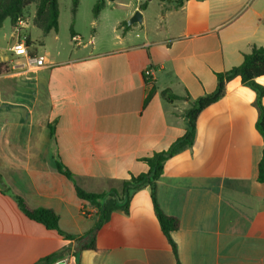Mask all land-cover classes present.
Returning a JSON list of instances; mask_svg holds the SVG:
<instances>
[{
	"label": "crops",
	"instance_id": "0c3cea01",
	"mask_svg": "<svg viewBox=\"0 0 264 264\" xmlns=\"http://www.w3.org/2000/svg\"><path fill=\"white\" fill-rule=\"evenodd\" d=\"M104 1L87 42L74 28L71 47L58 30L22 31L27 53L45 58L36 72L9 52L12 29L0 54V264H36L63 250L54 264H76L74 241L29 220L10 194L54 211L63 231L82 235L94 208L56 163L90 193L145 173L140 159L184 134L185 110L215 90L216 74L238 66L252 46L264 47V0H107L108 9ZM135 11L141 22L127 25ZM257 83L264 87V76ZM165 91L180 99L164 98ZM254 100L239 78L228 82L199 114L193 146L165 162L156 198L179 221L171 234L176 256L145 186L128 214H111L96 251L82 252L78 263L264 264L263 141Z\"/></svg>",
	"mask_w": 264,
	"mask_h": 264
},
{
	"label": "trees",
	"instance_id": "16d2710c",
	"mask_svg": "<svg viewBox=\"0 0 264 264\" xmlns=\"http://www.w3.org/2000/svg\"><path fill=\"white\" fill-rule=\"evenodd\" d=\"M113 1V0H109ZM163 1V0H161ZM182 0L175 4L181 5ZM78 0H73L71 16L75 18ZM34 6L32 25L41 31L43 35L50 32H57L59 26V8L57 0H0V29L5 20H9L11 26L15 25L18 19L24 17L28 7ZM145 4L140 5L143 9ZM105 7V1H97L92 9V17L96 20L100 12ZM72 35V27L70 28ZM4 64H0V73ZM264 76V47L252 46L249 53L243 54L242 61L238 66H234L224 72L216 74L217 85L213 92L207 93L194 100L191 106L185 110L183 117L186 123L184 134L176 139L166 150L153 152L143 157L140 161L147 165V171L137 176L129 174L128 178L123 180L119 188H112L102 193H90L79 187L69 171L60 163H56L57 171L70 180L73 184L76 196L90 204L94 209L93 224L82 235H73L63 231L59 226V217L57 214L46 208H30L25 201L17 195L10 194L15 201L20 212L29 220L43 225L48 230H54L66 240H72L75 243L73 256L78 263L80 254L84 251H96V236L100 228L110 219L115 211H122L128 214L129 205L133 194L141 188L147 186L150 191V199L155 217L160 229L172 248L176 256V247L171 238V234L179 228L178 219L165 215L159 208L156 198V182L163 173V167L167 160L180 152L189 149L195 141V126L199 114L210 105L219 101L225 94V88L228 82L234 78H239L241 85L251 89L255 93L254 106L257 110L255 129L260 134L263 141L261 159L257 166V181L264 183V87L257 83V79ZM166 99L177 100L180 97L170 95L167 91L162 93ZM1 186V185H0ZM3 190V193H6ZM66 254V250L51 254L40 259L36 264H54L61 260Z\"/></svg>",
	"mask_w": 264,
	"mask_h": 264
},
{
	"label": "rangeland",
	"instance_id": "374dc122",
	"mask_svg": "<svg viewBox=\"0 0 264 264\" xmlns=\"http://www.w3.org/2000/svg\"><path fill=\"white\" fill-rule=\"evenodd\" d=\"M99 0H78L75 18L72 19L71 9L73 0H57L59 8V36L63 39L64 44L68 47L74 46L70 41V28H74L76 32L84 37V42L89 40L93 26H91L92 9L94 4ZM107 1V0H106ZM121 1V0H120ZM107 9L110 4L107 1ZM34 14V6L26 9L23 19L27 22V27L32 25V17ZM127 23V22H126ZM11 24L7 19L3 23L2 30L0 31V54L4 53V49L8 43H11L9 33L11 32ZM35 37V36H33ZM33 45L39 47L37 41H33ZM120 187V186H119ZM118 187V188H119ZM94 218V217H91Z\"/></svg>",
	"mask_w": 264,
	"mask_h": 264
},
{
	"label": "built area",
	"instance_id": "2783aa9c",
	"mask_svg": "<svg viewBox=\"0 0 264 264\" xmlns=\"http://www.w3.org/2000/svg\"><path fill=\"white\" fill-rule=\"evenodd\" d=\"M26 26L27 22L23 18L18 19L15 25L12 26L13 36H17V40L12 43L8 50L12 55L23 59L22 64L26 70L36 72L40 68L46 66L45 58L37 55L32 56L27 53L26 38L21 37V33L25 30ZM146 74L150 75V71H147ZM90 213L93 215L95 213V209L90 211ZM81 214L89 215V212L83 210Z\"/></svg>",
	"mask_w": 264,
	"mask_h": 264
},
{
	"label": "water",
	"instance_id": "95a60500",
	"mask_svg": "<svg viewBox=\"0 0 264 264\" xmlns=\"http://www.w3.org/2000/svg\"><path fill=\"white\" fill-rule=\"evenodd\" d=\"M139 22H141V15H140L139 11H135V13L127 21V25H132V24L139 23ZM60 263H62V261Z\"/></svg>",
	"mask_w": 264,
	"mask_h": 264
}]
</instances>
